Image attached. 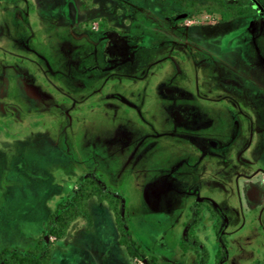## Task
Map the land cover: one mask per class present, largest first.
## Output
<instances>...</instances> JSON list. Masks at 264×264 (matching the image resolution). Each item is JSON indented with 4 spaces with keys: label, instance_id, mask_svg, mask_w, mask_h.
Here are the masks:
<instances>
[{
    "label": "rangeland",
    "instance_id": "rangeland-1",
    "mask_svg": "<svg viewBox=\"0 0 264 264\" xmlns=\"http://www.w3.org/2000/svg\"><path fill=\"white\" fill-rule=\"evenodd\" d=\"M94 174L48 264L264 261V0H0V250Z\"/></svg>",
    "mask_w": 264,
    "mask_h": 264
},
{
    "label": "trees",
    "instance_id": "trees-1",
    "mask_svg": "<svg viewBox=\"0 0 264 264\" xmlns=\"http://www.w3.org/2000/svg\"><path fill=\"white\" fill-rule=\"evenodd\" d=\"M222 4L225 2L222 1ZM230 8L234 6L228 4ZM237 15L249 14L252 12V8L248 5H239V8L235 9ZM98 177L94 175H87L82 177V181L75 192L57 204V208L50 213L49 220L47 221L44 229V234L40 236L34 247H10L6 246L0 250V264H48L50 260L51 248L49 242L45 240V234H55L58 237H62L66 234L68 224L80 215L85 213V201L91 195H97L102 199L105 192L109 191V188L103 183L97 181ZM114 196V195H113ZM119 229L121 232L120 241L126 246L129 254L139 260H145V264H175L171 262H161L158 259L157 254L151 252L148 253L140 243L132 236V232L127 226L124 216L119 214ZM220 239V237L218 238ZM219 249L217 251V258L220 261L224 259V252L226 251L223 243L219 240ZM184 245V247H186ZM200 251V263L206 264L208 252L205 247H199ZM256 264H264L258 262Z\"/></svg>",
    "mask_w": 264,
    "mask_h": 264
},
{
    "label": "flooded vegetation",
    "instance_id": "flooded-vegetation-1",
    "mask_svg": "<svg viewBox=\"0 0 264 264\" xmlns=\"http://www.w3.org/2000/svg\"><path fill=\"white\" fill-rule=\"evenodd\" d=\"M184 95H185V96H188V94H187L186 92L184 93ZM182 109H187V108H181V107H180V108L177 109V111H178V112H181ZM188 109H189V108H188ZM189 110H190V109H189ZM196 112H197V111L194 110V116H195V117L198 115ZM192 115H193V112H192ZM212 145H214V144H212V142H211V146H212ZM215 145H216V144H215Z\"/></svg>",
    "mask_w": 264,
    "mask_h": 264
}]
</instances>
